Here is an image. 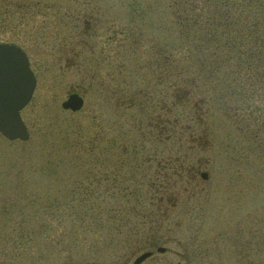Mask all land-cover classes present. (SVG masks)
<instances>
[{
  "label": "rangeland",
  "instance_id": "obj_1",
  "mask_svg": "<svg viewBox=\"0 0 264 264\" xmlns=\"http://www.w3.org/2000/svg\"><path fill=\"white\" fill-rule=\"evenodd\" d=\"M169 1L0 0V42L20 46L31 56L38 74L35 102H30L21 113L28 125L30 137L26 140H9L0 132V207L15 184H26L43 197L60 191L57 189L65 186L69 179L85 175L86 170L90 169L89 164L94 169L107 168L105 170L109 171L105 151L96 152L101 162L94 165L88 152L77 148L81 159L72 168L68 160H63L65 149L56 147L52 136L43 140L42 134L37 131L38 125L46 130L47 126L58 122L59 127L72 122L73 130L77 132L78 129L80 135V125L92 126L88 120L96 109L102 111V121L107 126V104L104 101L102 105L96 104V109L87 104L81 112L64 110L60 105L67 94L69 81L77 80V76L73 67L66 70L59 66L61 57L58 55H78L80 50L77 40L81 36L79 31L84 27L83 21L78 20L76 15L86 14L84 17L89 19L87 16L93 14L97 20L94 53L121 55L116 61H121L126 67L125 72H122L126 76L128 96L142 93L145 100L144 86L150 84L152 100H158L163 95L161 101L169 104L172 100L171 90H174V118L178 121L175 129L182 130V139L186 136L184 141L187 144H197L195 137L198 136L202 144H206L208 138L211 143L223 146L221 153L214 152L211 155V183L207 186L200 180L199 193L194 201L195 210L191 211V215L180 214L179 227L174 232L175 239L182 241H189L195 236L192 240L194 245L204 250L203 253L207 251L206 255H189L181 259L178 255L172 257L170 252H156V256L154 254V257L138 264H264V158L255 153L247 158L246 155L242 156L241 144L245 143V139H241L240 133L229 123L223 111L213 104L212 99L206 97L205 100L202 92L194 90V83L198 81L197 72L191 66L193 64L188 55H183L179 47ZM101 42L102 50L98 47ZM174 44L177 45L175 50ZM172 45L171 51L167 47ZM162 46L163 50L160 49ZM94 53L93 48L90 49V55ZM158 55H163V79L161 84L155 85V71L160 70L155 63H160ZM148 56L150 63H147ZM155 56H158L156 61ZM114 64L118 65L116 62ZM182 64L192 69L182 71ZM172 66L174 71H171ZM110 68L106 62H100L99 69L93 71L95 80L105 79L106 82L105 73ZM117 70L114 67L115 82L119 79ZM172 78L174 82L171 84ZM160 86L163 94L156 95L155 90L158 91ZM165 90H168L167 96ZM95 91L91 88L87 92L88 100L94 97L101 100V93ZM198 115H202L204 122L198 121ZM90 126L87 131H91ZM205 126L208 128L206 138L203 134ZM190 134L194 141L190 139ZM208 152L201 149L200 154L204 156ZM183 186L179 185L180 198L186 191ZM144 230L145 234L156 233L153 226ZM3 243L10 245L11 241L0 239V260L7 258L4 256ZM172 244L165 245L170 247ZM137 246L127 249L122 260L106 256L95 261L103 264H131L135 255L144 250L134 252ZM84 261L71 264H91ZM41 264H69V259L64 251H59Z\"/></svg>",
  "mask_w": 264,
  "mask_h": 264
},
{
  "label": "trees",
  "instance_id": "obj_2",
  "mask_svg": "<svg viewBox=\"0 0 264 264\" xmlns=\"http://www.w3.org/2000/svg\"><path fill=\"white\" fill-rule=\"evenodd\" d=\"M169 8L179 47L197 72L194 90L212 99L245 139L242 156L264 158V0H170ZM58 123L37 131L65 149L63 160L73 168L81 159L77 148L86 152L81 144H91L88 126L79 135L72 122ZM89 165L51 195L15 184L0 207V239L11 241L2 244L7 258L0 264H41L59 251L69 264H101L99 257L122 260L133 245L141 249L147 187L138 180L139 165L117 167L114 183L107 168Z\"/></svg>",
  "mask_w": 264,
  "mask_h": 264
},
{
  "label": "flooded vegetation",
  "instance_id": "obj_3",
  "mask_svg": "<svg viewBox=\"0 0 264 264\" xmlns=\"http://www.w3.org/2000/svg\"><path fill=\"white\" fill-rule=\"evenodd\" d=\"M85 15L82 16L80 13L76 15L78 20L83 21L84 27L79 31L82 38L78 36L79 40H77L78 49L80 50L78 55H58V57H61L59 66L66 70L73 67L77 76V80L69 81L67 94L62 100L70 93H77L81 96L82 104L75 112H81L87 104L92 105L94 108L98 103L102 105L103 101L107 104V126L102 121V111L95 108L96 110L91 113L88 120L91 121L92 126L86 124L91 127V131H89L91 144L87 143L86 146L83 143L81 144L82 147H87L86 151L94 152V165L99 162V154L96 152L105 151L107 153L108 182L110 183H114L116 180L117 167L125 165L130 167L131 164L139 165L138 180L147 187L144 192L147 198L146 207H144V229L153 226L156 230V233H144V242L140 248L144 249L143 251L150 252L146 258L156 256V252H170L172 257L178 255L181 259L189 255L199 257L206 255L207 251L203 253L204 250L201 251L198 245H194L195 243L192 240L195 236L189 237V241L188 239L182 241L175 239L174 232L178 230L180 214L191 215V211L194 209V201L199 193L200 180L207 186L211 183L209 182V179H211L209 176L210 169H212L211 164L213 163L211 162V155L214 152L221 153L223 146L215 145L206 138L208 134L207 126H205L206 129L203 127L206 144L200 143L198 136L195 137L197 144H187L184 141L186 136L182 139V130L175 129L178 121L174 118V90H171L172 100L169 104L167 101L163 104L164 100L161 101L163 95H160L158 100L157 98L152 100L153 92L150 84L144 86L146 88L143 90L146 96L145 100L142 98V93L137 96L133 95V97L128 96L126 76L122 72H125L126 67L121 61L117 62V57L121 55H98V52L95 55L94 45L96 43L94 39L97 36V20L94 19L93 14L87 16L89 19L85 18ZM98 47L102 50L103 43L101 42ZM92 48L94 55H90V49ZM85 49H88V51L86 52ZM27 56L29 65L37 78L38 74L35 72L32 58L30 55ZM158 56L160 63H155L161 70L163 55ZM158 56H155V61L158 60ZM148 58L150 59L149 56ZM148 58L147 63H150L151 59ZM100 62H106L111 67L105 73V76L107 75L106 82L105 79L98 82L95 80L96 74L93 71L99 69ZM115 62L118 64L117 66H115ZM114 67L118 69L117 77L119 79L116 82L113 75ZM160 70L155 71V85L162 83L163 73ZM171 71H174V66H172ZM173 82L172 78L169 83L172 84ZM91 88L95 89V92L101 93V100L97 97L88 100L87 92ZM140 91L139 89L138 92ZM166 91L168 90H165V93ZM155 92L156 95L161 92L163 94L161 86ZM167 94L168 92L166 96ZM32 99L33 101L30 102H35V94H33ZM197 119L204 122L202 115H198ZM83 126L80 125L79 128L85 129ZM189 136L194 141L192 134ZM100 143L103 145L101 146ZM201 149L209 151L208 154L201 156ZM180 184H184L183 187L186 190L185 194L183 193V198H180ZM201 211H203L202 208ZM167 243L174 244L169 247L165 245ZM159 247H162L163 250H158ZM204 249L207 250L205 247Z\"/></svg>",
  "mask_w": 264,
  "mask_h": 264
},
{
  "label": "water",
  "instance_id": "obj_4",
  "mask_svg": "<svg viewBox=\"0 0 264 264\" xmlns=\"http://www.w3.org/2000/svg\"><path fill=\"white\" fill-rule=\"evenodd\" d=\"M36 78L28 65L26 54L13 44L0 43V131L9 139H27L29 134L20 109L30 99ZM82 98L70 93L62 101L64 108L78 109ZM162 250L163 248H159ZM150 252L138 255L132 264L139 263Z\"/></svg>",
  "mask_w": 264,
  "mask_h": 264
}]
</instances>
